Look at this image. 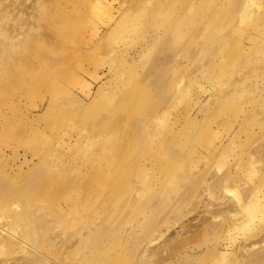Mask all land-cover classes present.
Here are the masks:
<instances>
[{
  "label": "rangeland",
  "instance_id": "rangeland-1",
  "mask_svg": "<svg viewBox=\"0 0 264 264\" xmlns=\"http://www.w3.org/2000/svg\"><path fill=\"white\" fill-rule=\"evenodd\" d=\"M257 199L264 0H0V264H264Z\"/></svg>",
  "mask_w": 264,
  "mask_h": 264
},
{
  "label": "bare ground",
  "instance_id": "bare-ground-1",
  "mask_svg": "<svg viewBox=\"0 0 264 264\" xmlns=\"http://www.w3.org/2000/svg\"><path fill=\"white\" fill-rule=\"evenodd\" d=\"M245 9H249L248 7H246ZM247 12L249 11V10H246ZM256 11L258 12L259 10L258 9H256ZM252 12H254V10L252 11ZM257 12H254L255 14L257 13ZM245 15H247V13L245 12ZM226 196V195H225ZM222 197V196H221ZM235 198L237 199V202H239V198H238V196H235ZM228 199V198H227ZM223 200V198L221 199V201ZM224 200H226V198H224ZM233 201V200H232ZM236 201V200H235ZM223 203V202H222ZM227 203V202H226ZM226 203H223V204H225L226 205ZM63 204V203H62ZM219 204V203H218ZM221 204V203H220ZM227 204H229V203H227ZM239 204V203H238ZM68 205V204H67ZM224 205V206H225ZM235 205V204H234ZM237 205V204H236ZM218 206V205H217ZM226 207V206H225ZM232 207H234L233 205H232ZM224 208V207H223ZM231 208V207H230ZM229 208V209H230ZM236 208H237V206H236ZM221 209V208H220ZM261 209V211H264V208L258 203V199L256 200V204L254 205V206H248L247 207V209H246V211H248L249 213H250V216L252 217L253 215H254V213L255 212H258V210H260ZM231 210H232V208H231ZM235 210V209H234ZM226 211V210H225ZM233 211V210H232ZM231 211V212H232ZM246 215V214H245ZM247 223V222H246ZM245 223V224H246ZM243 226H244V224H243ZM242 226V227H243ZM252 226V225H251ZM251 228V227H250ZM246 229V228H245ZM189 231H191V230H189ZM230 231V230H229ZM192 237V236H191ZM191 237H190V240H191ZM8 239V237H4V236H0V242L1 241H4V240H7ZM227 239V238H226ZM229 239V238H228ZM227 239V240H228ZM122 241V240H121ZM226 242H228V241H226ZM229 245V244H228ZM225 246H227V245H225ZM229 248V247H228ZM226 254H224V253H222V256H225ZM9 264H20V263H17V262H13V263H9Z\"/></svg>",
  "mask_w": 264,
  "mask_h": 264
}]
</instances>
